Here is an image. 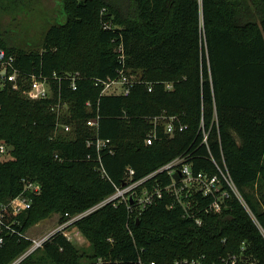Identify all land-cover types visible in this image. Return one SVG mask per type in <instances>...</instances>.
Segmentation results:
<instances>
[{
  "label": "trees",
  "instance_id": "obj_1",
  "mask_svg": "<svg viewBox=\"0 0 264 264\" xmlns=\"http://www.w3.org/2000/svg\"><path fill=\"white\" fill-rule=\"evenodd\" d=\"M18 2L0 0V9ZM60 7L66 19L60 16L36 43L14 44L0 23V47L24 73L85 76L77 89L52 80L54 93L46 99L28 98L27 83L0 90V139L12 147L0 159V208L22 192L24 178L41 184L29 208L7 209L4 220L26 233L54 213L64 219L97 205L125 181L129 167L139 179L186 155L195 170H228L264 229V0H62ZM104 7L112 26L101 23ZM123 68L138 80L130 92L101 94L94 78H115ZM59 97L67 105L59 120L69 131L57 128L51 108ZM97 115L96 129L87 121ZM170 116L177 118L172 133L165 132ZM154 128L157 138L147 144ZM97 136L110 139V148L89 146ZM156 180L166 185L171 178L162 172L145 184L151 188ZM211 201L199 197L200 209ZM197 214L201 224L167 192L133 218L127 203H107L75 222L90 249L56 233L18 264L100 258L168 264L200 255L211 262L243 242L245 253L264 264V235L232 190L222 210ZM0 236V264H11L32 244L18 234Z\"/></svg>",
  "mask_w": 264,
  "mask_h": 264
},
{
  "label": "built area",
  "instance_id": "obj_2",
  "mask_svg": "<svg viewBox=\"0 0 264 264\" xmlns=\"http://www.w3.org/2000/svg\"><path fill=\"white\" fill-rule=\"evenodd\" d=\"M107 27V26H106ZM123 50L122 46L118 48ZM121 61H124V54H120ZM85 76L79 71L68 72L63 75L37 74L36 72L24 73L21 68L16 65V57L13 54H9L4 48L0 47V90L10 86L14 90H18L22 85H26V96L31 99H46L50 98L54 93V87L52 80H68L73 89L78 88L79 80ZM96 79V84L102 83L101 94H128L130 87L133 83L138 82L136 78L130 77L124 70L119 71V74L115 78L109 80ZM168 87L171 84H167ZM90 104V102H88ZM52 110L57 112V128L60 126L65 131L71 129L70 124L62 123L59 118L63 114L67 105L59 97L58 101L52 105ZM163 118V116H161ZM176 116H170L167 118L165 125V132L172 133L175 130ZM100 115L88 119V125L98 128ZM186 125L180 124V130H183ZM207 137V136H206ZM157 138V131L154 128L146 138L147 144H152ZM89 146H95L98 151L103 148H110V139H103L99 136L92 137L88 140ZM11 145L6 141L0 139V159H5L11 156ZM111 151V149H110ZM101 161V158H100ZM219 173H209L207 171L195 170L193 162L189 160L186 155H181L164 164L157 170L146 175L145 177L135 179V169L127 168L126 179L122 184L114 183L115 190L112 194L101 200L97 205L85 210L83 212L71 215L65 214L64 219L51 233L42 238H31L26 233H21L20 230H16L12 223L4 220V214L7 209H13L15 212H19L24 208H29L32 202V195L41 191V184L31 179H23L24 188L14 199L6 204H3L0 208V232H7L8 234H18L22 238L31 239L32 244L28 251L13 261L11 264H18L25 256L34 251L36 248L41 247L47 240H50L51 236L56 233L63 234L69 241L74 242V239L78 234L73 230L75 222L81 217L89 214L94 209L101 207L107 203H112L117 206L121 202L127 203L130 218L138 217L145 209L153 204L156 199L162 198L164 193L167 192L175 198V202L180 204L184 210V214L187 217L195 219L198 224L202 223V219L198 216L197 211L204 212H216L223 208L225 200L230 197L231 190L237 195L241 203L245 206L249 214L253 217L260 230L264 235V229L258 222L254 212L249 206L246 199L238 190L234 181L229 174L228 170H224L218 166ZM100 171L103 176H108L104 165L100 163ZM166 173L170 176L171 181L163 185L161 180H156L152 187H148L145 184L147 180L156 176L159 173ZM177 174L178 178L174 175ZM212 197V201L205 207L200 209L199 197ZM131 199L133 202L131 203ZM75 231V232H74ZM4 243V237L0 236V244ZM245 242L242 243L241 248L235 252H228L226 254L219 255L217 259L208 262L205 255L194 257H183L175 259L168 264H257V260L245 253ZM112 262L111 258H100L96 264H105ZM136 264H158L155 261L144 262L139 258Z\"/></svg>",
  "mask_w": 264,
  "mask_h": 264
},
{
  "label": "rangeland",
  "instance_id": "obj_3",
  "mask_svg": "<svg viewBox=\"0 0 264 264\" xmlns=\"http://www.w3.org/2000/svg\"><path fill=\"white\" fill-rule=\"evenodd\" d=\"M61 1L19 0L15 8L4 7L0 9L1 27L6 30L7 34L12 35L14 44L36 43L39 39L41 40V37L52 24L60 21V16L63 20L66 19L65 13L61 11ZM100 14L102 15V25L112 26L114 24L107 8H102ZM62 220L60 214L54 213L32 224L27 231V235L31 238H42L57 228ZM72 228L79 235H76L73 243L78 247L90 249L89 241L81 230L76 225ZM28 249L17 258L23 256Z\"/></svg>",
  "mask_w": 264,
  "mask_h": 264
},
{
  "label": "water",
  "instance_id": "obj_4",
  "mask_svg": "<svg viewBox=\"0 0 264 264\" xmlns=\"http://www.w3.org/2000/svg\"><path fill=\"white\" fill-rule=\"evenodd\" d=\"M175 178H178L177 174L174 175ZM133 202V200L131 199V203Z\"/></svg>",
  "mask_w": 264,
  "mask_h": 264
}]
</instances>
